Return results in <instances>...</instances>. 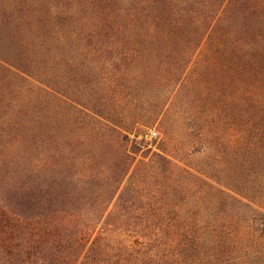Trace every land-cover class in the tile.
I'll list each match as a JSON object with an SVG mask.
<instances>
[{"label": "rangeland", "instance_id": "374dc122", "mask_svg": "<svg viewBox=\"0 0 264 264\" xmlns=\"http://www.w3.org/2000/svg\"><path fill=\"white\" fill-rule=\"evenodd\" d=\"M128 1L121 4L119 0H0V205L3 195L9 193L14 197L24 181L40 183L43 190L50 186L53 195L61 198L70 191V180H85L86 168L79 163V158L83 159L81 152L70 153L69 133L78 134L80 129L79 126L69 129L71 113L66 97L75 102L101 100V104H107L110 98L103 94V89L116 82L122 84L124 111L138 119V125L129 130L145 138H140L143 141L139 149L127 145L135 152L134 162L121 179L109 211L121 209L117 205L119 194H128L129 199L130 195L137 196L134 191L142 194L152 191L163 203L177 205L174 212L183 209L184 218L203 226L197 240L207 247L215 238L206 226L231 229L230 219L248 215L235 194L251 198L260 208L264 204V165L254 168V184L249 183V188L243 185L240 173L243 154L238 112L244 90L241 71L224 70L226 78L211 71L210 75L220 76L213 75L205 82L198 68L176 72L173 61L164 59L162 63L165 48H152L149 52L141 45L135 47L137 54L116 63L114 70L119 71L118 77H113V72L103 77V71L97 73L92 62L95 54L106 50L99 39L118 33L114 29V33L104 34L101 29L105 22L117 27L120 18L117 12L119 9L126 12ZM108 41L106 47L116 45L111 39ZM213 49V40H207L200 54ZM85 54H90L89 66L95 69L91 77L82 76ZM105 63L97 61L99 68ZM109 69L105 65V70ZM223 81L222 93L218 88ZM123 86L130 87L123 89ZM132 87L138 89L133 96L128 90ZM105 145L104 140H99L94 146V154L98 156L94 178L98 186L108 182L110 176L114 180L113 173L120 168L105 162V155L115 162L112 160L115 150ZM158 154L165 155L171 163L163 162ZM180 171H187L197 179H191L190 183L179 180ZM222 185L229 196H225L226 202L224 195L221 198L218 194ZM76 192L73 190V198ZM217 199L219 202H215ZM59 204L58 210L68 208L83 213L89 210L82 204L72 207L64 202ZM12 208L18 210L16 202ZM241 236V239L230 235L219 237V244H229L235 238L246 242L245 231ZM21 244L17 241L10 249L0 247V264H49V259L44 262L42 255L44 250L47 254V246ZM20 250L28 254L20 255ZM202 259L203 264L210 261L208 250Z\"/></svg>", "mask_w": 264, "mask_h": 264}, {"label": "trees", "instance_id": "16d2710c", "mask_svg": "<svg viewBox=\"0 0 264 264\" xmlns=\"http://www.w3.org/2000/svg\"><path fill=\"white\" fill-rule=\"evenodd\" d=\"M119 2L123 4L125 0ZM128 4L126 12L122 9L117 12L120 17L117 27L110 22L103 24L102 33L115 29L118 34L99 39L106 50L95 54L96 59L92 60L97 73L103 71L105 77L113 72V77H118L119 71L114 70L116 63H122L125 56L137 54L135 47L141 45L149 52L152 48H165L162 63L164 59L173 61L176 72L198 68L205 82L209 77L220 76L210 75L211 71L223 74L224 70H240L244 86L238 112L243 154L240 173L244 177L243 185L249 188V183L254 184V168L264 165V0H129ZM109 39L116 43L112 47H117L113 49L115 52L106 47ZM207 40H213L214 49L200 54ZM89 56L85 54L84 77L95 73L89 66ZM97 61L106 62L113 70H105V65L99 68ZM131 62L135 61L131 59ZM210 83L208 85L214 89ZM223 84L224 81L218 88L222 93ZM127 87L130 86L123 89ZM121 88L122 84L116 82L106 85L103 94L110 98L107 104H101V100L75 102L65 96L71 113L69 129L76 126L80 129L78 134L69 133L70 153L81 152L83 159L79 158V163L86 168L85 180H70L72 187L61 198L53 195L50 186L43 190L40 183L25 181L14 197L4 194L0 205V247L10 249L17 241L23 246L45 245L48 251L47 254L43 251V261L49 259V264H203L207 250L210 261H205L206 264H264V204L260 208L242 194H235L240 199L231 200L248 210V215L239 214L236 220L230 219L231 229L206 226L215 238L207 247L197 240L203 226L184 218L183 209L174 212L177 205L163 203L152 191L145 194L134 191L137 196L130 195L129 199L128 194H119L117 205L121 209L109 211L121 179L134 162L135 152L127 145L139 149L143 141L140 138H145L129 130L138 125V119L124 111L126 104ZM128 90L131 96L138 92L133 87ZM99 140L115 150L114 158L109 157L115 162L109 161L106 155L103 156L105 162L123 168L113 173L114 180L110 176L108 182H101L100 186L94 178L98 161L94 146ZM214 145L217 148V142ZM158 157L168 165L171 163L165 155ZM196 177L187 171L177 175L187 183ZM219 188L218 194L221 198L224 195L226 202L225 198L229 197L226 188L223 185ZM73 190H77L74 198ZM14 202L18 207L16 211L12 208ZM62 202L69 207L82 204L89 210H84L85 213L68 208L58 210L56 207ZM242 231H245L246 242L235 238L229 244H219V237L230 235L241 239ZM22 253L20 250V255Z\"/></svg>", "mask_w": 264, "mask_h": 264}]
</instances>
